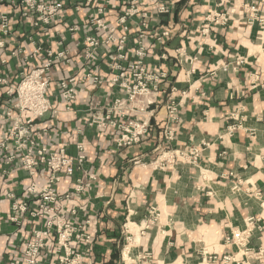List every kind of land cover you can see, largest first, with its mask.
<instances>
[{
	"label": "crops",
	"instance_id": "crops-1",
	"mask_svg": "<svg viewBox=\"0 0 264 264\" xmlns=\"http://www.w3.org/2000/svg\"><path fill=\"white\" fill-rule=\"evenodd\" d=\"M63 1L62 16L44 28L33 25V15L22 17L19 4L0 0V12L10 14L9 32L0 26V75L6 78L0 82V141L15 120L23 123L29 116L15 106L22 75L46 60L48 49H66L70 61L59 59L49 72L55 112L37 118L30 131L73 156L77 143L85 146L84 162L75 163L74 173L57 185L59 216L90 237L71 242L79 264H223L208 261L203 250L234 254L241 264H264V0H176L169 14L138 0L140 12L124 23L118 19L131 0H110L95 16L116 25L113 33L97 32L90 17L96 3ZM251 3L260 9L254 22L245 10ZM227 8L226 24L208 18L214 9ZM164 30L168 36H162ZM110 34L115 40L107 42ZM88 35L104 41L92 59L84 57ZM139 49L144 50L140 57ZM138 58L166 76L157 92L125 103L122 121L136 117L150 128L140 142L119 146L117 127L98 130L90 122L115 98L127 96L111 78ZM68 77L77 88L75 100L66 104L58 84ZM14 139L8 140L10 154ZM193 148L197 156L189 154ZM22 160L18 155L9 162L7 153L0 159V264L22 253L43 223L39 215L13 210L15 200L28 197L27 184L43 187L49 177L42 166L31 175ZM39 203L32 201L31 209ZM151 206L160 212L156 220ZM249 217L258 218L260 228L249 240L252 252L244 254L224 238L244 228ZM49 244L51 251L41 252L39 264H61L55 234Z\"/></svg>",
	"mask_w": 264,
	"mask_h": 264
},
{
	"label": "built area",
	"instance_id": "built-area-1",
	"mask_svg": "<svg viewBox=\"0 0 264 264\" xmlns=\"http://www.w3.org/2000/svg\"><path fill=\"white\" fill-rule=\"evenodd\" d=\"M87 7L97 5L95 13H91L90 17L95 19L97 32L100 30H109L113 33L116 29V25L111 26L103 19L97 18L98 15L104 13L107 8V4L110 0H83ZM149 6H155L158 14H169L174 9L176 0H148ZM231 1V0H220ZM14 4H19L22 7L21 16L28 17L33 15L35 20L34 26L47 28L62 16L64 9L63 0H12ZM78 8V6H77ZM231 9V8H230ZM229 8L224 12L214 9L208 15L212 17L214 22H222L226 24L229 21ZM245 10L247 13V19L249 22H254L258 18L260 9L256 3L245 4ZM140 12L138 7V0H131L128 7L125 9V13L118 19L120 23H124L128 16L136 15ZM97 14V16H95ZM146 15V13H142ZM145 25V23H143ZM0 26L4 33L9 32L10 26V14L9 12H0ZM127 28V26H125ZM114 34H110L107 42L114 41ZM169 31L164 30L162 36H168ZM126 37L123 36L119 39L118 49H123V44ZM104 42L96 35H88L85 39V53L86 59L95 58V52L98 46ZM3 46V42H0V47ZM47 58L40 65L33 67L29 72H26L20 78L16 88L14 89L16 94L15 106L22 112H28L23 123L15 120L14 124L9 128L8 136L0 141V159L7 153L8 161L11 162L18 155L23 158V165L29 171L31 175L37 172V167L42 166L49 173L48 182L43 187H38L34 183L27 184L26 191L29 192L28 197L15 200L13 203L14 212H29L33 216H40L43 220L42 226L33 230V238L26 242V248L18 256L10 260V264H39V256L41 252L51 251V245L49 244V237L53 234L56 235V242L58 243V249L62 250V256L59 259L61 264H79L76 260L79 254L76 253L71 242L78 241L80 239L89 240L90 237L81 230L74 226L72 220H64L59 216L57 210V202L61 199L57 185L65 176H70L74 173L75 163H83L86 155L84 154L85 146L82 142L77 143L78 149L77 155H70L67 153L65 146H61L58 150L52 149L49 145L40 141L37 135H33L30 131L34 121L37 118L44 117L49 112H55L51 98L49 97L48 89L50 86V69L54 62L61 58H65V61H70L67 57V50L63 49L58 52H54L51 49L47 50ZM34 54H38L37 51ZM138 57L144 55V50L139 49L137 51ZM119 57L125 58L126 52L118 54ZM226 68V67H225ZM127 69L129 71H127ZM90 74H87V76ZM165 72H157L155 70H148L143 60L138 58L128 65L126 69L121 71L111 78L112 84H117L120 89L126 93V97L115 98L113 105L103 114L94 116L91 120V124H96L98 130H103L107 125L115 126L119 129L120 134L116 138V142L119 146L131 145L138 143L145 138L149 132L150 122L136 118L129 117L126 122L122 121V118L126 116L124 112L125 103L136 100L139 96H146L152 92H157L159 89V81L161 77H165ZM95 80L97 77H94ZM6 78L0 75V82H5ZM75 78L68 77L59 81V96L66 103L69 104L76 98V86L74 85ZM13 89L10 91L12 92ZM153 100H148V104H151ZM171 113H174L177 109L176 104L172 101L169 105ZM8 117L12 116V109H8L6 112ZM170 136V135H169ZM9 137L14 139V153H9ZM40 141V143H39ZM39 143V144H38ZM191 156H197L199 154L198 149L193 148L189 153ZM180 156H184V152H180ZM82 186L79 184L76 186L77 190H81ZM12 196V194H10ZM68 196V195H67ZM40 200L38 206L31 209V202ZM150 213L152 220H156L159 217L160 212L155 206H151ZM11 219L16 220V216ZM259 221L256 217H249L245 221L244 228H237L232 230L230 234L226 235L224 241L226 244L236 246L238 251L244 254L252 252L249 246V240L252 236V232L255 228H260L257 225ZM207 260L210 262H219L223 264H241L243 261L236 259L234 254L225 253L207 254ZM262 253V250L257 252ZM149 253L145 257L149 258Z\"/></svg>",
	"mask_w": 264,
	"mask_h": 264
}]
</instances>
